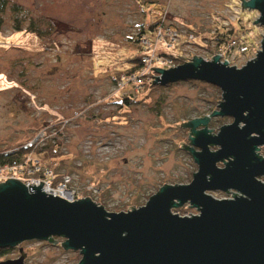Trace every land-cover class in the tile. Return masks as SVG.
<instances>
[{
  "label": "rangeland",
  "instance_id": "374dc122",
  "mask_svg": "<svg viewBox=\"0 0 264 264\" xmlns=\"http://www.w3.org/2000/svg\"><path fill=\"white\" fill-rule=\"evenodd\" d=\"M6 2L0 25V150L32 143L29 148L34 153L26 158L59 174L50 188L72 190L75 200L87 196L110 212L142 206L163 183L190 182L197 166L188 150L178 145L182 140L193 147L190 138L185 139L189 128L180 122L210 114L221 100L218 87L198 80L152 87L144 83L138 91L131 85L118 88L113 77L131 68L143 53L135 41L140 30L154 44L148 27L164 16L184 33L179 42L156 44L157 51L173 57L156 66L161 69L189 61L193 54L205 60L218 54L229 66L241 67L255 57L264 36V27L252 23L257 11L241 10V0ZM12 4L19 7L17 13ZM14 17L21 30L13 29ZM232 27L233 37L243 38L247 45L244 53L237 48L218 49L217 35L224 31L227 36L218 37L227 38ZM123 96L130 99L123 101ZM231 121L209 115L207 128L216 133ZM50 145L57 156L36 153ZM258 153L264 156V146ZM41 174L0 169V182L15 178L26 186L38 185L35 180ZM259 179L264 182V176ZM232 192L208 191L215 198H231ZM187 205L172 212L198 213ZM53 239L57 242L23 241L0 260L16 258L20 246L26 252L24 263L76 264L78 250H64L63 238Z\"/></svg>",
  "mask_w": 264,
  "mask_h": 264
},
{
  "label": "water",
  "instance_id": "95a60500",
  "mask_svg": "<svg viewBox=\"0 0 264 264\" xmlns=\"http://www.w3.org/2000/svg\"><path fill=\"white\" fill-rule=\"evenodd\" d=\"M242 7L256 10L252 23L264 27V0H241ZM260 42L241 67L218 54L211 60L193 54L168 69L150 67L158 73L153 85L198 80L221 91L216 110L180 122L193 147L182 140L178 145L197 166L190 182L163 183L142 206L110 212L87 196L68 201L47 193L42 181L26 186L7 178L0 182V248L61 237L64 250L81 255L76 264H264V156L258 153L264 146V36ZM209 115L232 121L212 133ZM215 190L235 193L215 198L208 193ZM187 202L198 213L172 212ZM18 253L0 264H28L20 246Z\"/></svg>",
  "mask_w": 264,
  "mask_h": 264
},
{
  "label": "built area",
  "instance_id": "2783aa9c",
  "mask_svg": "<svg viewBox=\"0 0 264 264\" xmlns=\"http://www.w3.org/2000/svg\"><path fill=\"white\" fill-rule=\"evenodd\" d=\"M182 30H180L178 27H174L168 22H166L165 17H160L158 20L155 21L153 26V34H154V44L151 43L149 39L146 38V36H142L139 40V45L141 46V49L143 53L139 57V66L136 67L132 71L125 70L121 73H119V77L116 78V86L118 88L131 85L135 90L138 91L139 88L144 84V82L152 81L154 78V71L150 67H156L161 66L160 63H167L168 60L172 58L171 55L167 52H159L156 50V44L160 43L162 46L163 44H170L173 40H178V42L181 40V34ZM186 36V34H185ZM187 36L192 37L191 34H187ZM244 39L241 37H230L226 38L221 42H218V49H233L237 48L238 51H241V53H244L247 49V45L243 42ZM221 58V57H220ZM149 71H151L149 73ZM32 146V143L29 145H24V148H29ZM24 157L22 161V165H13V166H1L0 169H13V168H20L24 173L32 174V173H38L42 172V176H39L35 180L36 183L39 184V181H42V189L46 191L47 193L53 192L52 195H56L59 197H62L68 201L75 200L72 194V190H65V191H58L56 192L53 187L51 186V182L53 179V172L51 169L48 168V166L40 165L39 161L33 160L31 158ZM51 181V182H50ZM60 181V179L58 180ZM34 183V182H33ZM33 183H27L30 185H35ZM28 186V185H27ZM52 187V188H50Z\"/></svg>",
  "mask_w": 264,
  "mask_h": 264
},
{
  "label": "trees",
  "instance_id": "16d2710c",
  "mask_svg": "<svg viewBox=\"0 0 264 264\" xmlns=\"http://www.w3.org/2000/svg\"><path fill=\"white\" fill-rule=\"evenodd\" d=\"M6 3H7L6 0H0V25L2 23L1 14L4 12L5 8L7 7V4ZM10 8L12 9V11L14 13H17L19 11V7L17 5H15V4H12L10 6ZM154 23L148 27L149 30H151V31L153 30ZM170 25H172V24H170ZM172 26H174V25H172ZM12 27H13L14 30H21L20 29V26H19V21H18L17 17H14L13 18ZM174 27H176V26H174ZM234 31H235V29H234V27H232V29L230 30V36H228L227 38L233 37ZM224 33H226V32L221 31L220 34L217 35V37L219 35L220 36L226 35ZM142 36H145L144 35V29L143 28L140 30L139 34H137V36L135 37V41H137L139 43V40H140V38ZM217 37L215 39V41H217V42H221L224 39H226L225 37L224 38L223 37H218L217 38ZM139 47L141 49V46H139ZM169 55H171V54L169 53ZM139 59L140 58L135 59V63L133 64V66L131 68L128 69V71H132L136 67L139 66ZM176 60H178V58ZM117 77H119V73H117V75L114 76L113 79H112L113 82H114V84L116 83V78ZM150 82L151 81L144 82V83H146L145 84L146 85L145 87H152L153 84H150ZM131 95H133V94H131ZM127 99H130V97L129 96H123L122 97V100L123 101H127ZM31 152L32 151H31L30 148H24L23 146H20L19 148L15 149L13 151H8V150H5V149L4 150H0V167L1 166H5V165L6 166H13V165H20L21 166L23 164L22 161H23L24 157H26V155H28L29 153L31 154ZM32 153H34V152H32ZM36 153H44V154H46V156L48 158H51L53 156H57L58 155L57 152H56V150L51 145L50 146H46V147L39 148L36 151ZM44 163L47 164V165H49L48 162H44ZM54 170H56V169H54ZM38 173H40V172H38ZM39 176H42V174L39 175ZM57 178H59V174H57L56 171H53V179L57 180ZM9 250H10L9 247L8 248H0V257L3 256L4 254L8 253Z\"/></svg>",
  "mask_w": 264,
  "mask_h": 264
}]
</instances>
